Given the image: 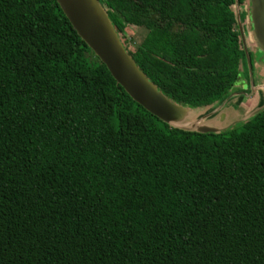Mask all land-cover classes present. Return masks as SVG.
<instances>
[{
	"label": "trees",
	"instance_id": "16d2710c",
	"mask_svg": "<svg viewBox=\"0 0 264 264\" xmlns=\"http://www.w3.org/2000/svg\"><path fill=\"white\" fill-rule=\"evenodd\" d=\"M244 1L98 0L190 110L248 83ZM129 26L144 30L131 50ZM0 264H264V106L217 132L170 126L56 0H0Z\"/></svg>",
	"mask_w": 264,
	"mask_h": 264
},
{
	"label": "water",
	"instance_id": "95a60500",
	"mask_svg": "<svg viewBox=\"0 0 264 264\" xmlns=\"http://www.w3.org/2000/svg\"><path fill=\"white\" fill-rule=\"evenodd\" d=\"M56 3L75 33L105 66L114 81L143 109L170 126L181 129L196 130L197 132H217L221 129L218 125L202 121V119H196V117L192 121L191 117L195 116L197 111L201 109L190 110L174 103L156 89L125 50L107 17L105 9L98 0H56ZM234 5L236 7V21L247 62L250 90H252L251 72L252 66L254 67L255 64H252L249 60L238 18L239 11L236 2ZM245 19L250 25V36L261 55L257 58V65L264 69V62H262V56L264 55L263 0H249L248 14H246ZM263 106L264 104L258 106L249 116L259 111ZM188 119L192 122L188 123ZM181 123L191 124L192 127L179 125Z\"/></svg>",
	"mask_w": 264,
	"mask_h": 264
},
{
	"label": "crops",
	"instance_id": "0c3cea01",
	"mask_svg": "<svg viewBox=\"0 0 264 264\" xmlns=\"http://www.w3.org/2000/svg\"><path fill=\"white\" fill-rule=\"evenodd\" d=\"M257 63L258 62L256 59L254 61V67L252 66V71L255 72V76L254 74H252V90H250V85L248 86V83L247 87L249 88V91L247 92L245 91V89H242L245 87L246 84H243L241 79H239L237 81L238 86L242 88L232 92V94L226 100V102H224V104H222L221 106H209L205 109L198 110L196 115H204L205 119L207 117H212L211 119H209V123L224 127L225 125H227L228 122L231 123L235 120L243 119L247 117L250 113H252V111L257 108L255 107V104H258V102L261 100L259 99L257 102L255 101V98H258V95L256 94L259 90L262 89V85H264V75L261 73V71L264 72V69L258 67ZM257 70H260L259 73Z\"/></svg>",
	"mask_w": 264,
	"mask_h": 264
},
{
	"label": "rangeland",
	"instance_id": "374dc122",
	"mask_svg": "<svg viewBox=\"0 0 264 264\" xmlns=\"http://www.w3.org/2000/svg\"><path fill=\"white\" fill-rule=\"evenodd\" d=\"M241 8L243 10H245V11L247 10V8H248L247 0H245L243 2V5L241 6ZM237 9H238V6H237ZM234 12H236L235 5H234ZM243 27H244V43H245V45H246V47L248 49L249 54L252 53V55L250 56L251 59H255L259 55V52H258V50H256L257 49L256 48V44L253 41L252 37L250 36L251 35L250 34V25L247 22V19H244ZM143 34H144V30L143 29L138 28V27L129 26L124 31V34L123 35L125 37L124 36H121V37H122L123 41L125 42L126 47L131 50L139 42V40L141 39V37L143 36ZM262 62H264L263 59H262ZM251 63L253 64L254 62H251ZM257 71L259 73L260 70H257ZM261 73L264 75V72L263 71H261ZM254 76H255V73H254ZM261 88L262 89L259 90L258 93L256 94V95H258V98H255V101L257 102L259 99H261V100L258 102V104L257 103L255 104L256 105L255 107H258V106L264 104V85H262ZM195 117H196V119H202V121H206V122L209 121V119L212 118V117L211 118L207 117L205 119V116H201L200 114H197L196 116H192L191 117V120L193 121V119H195ZM191 120H189L188 123H191L192 122ZM188 123L187 124H182L181 123L179 125H182V126H185V127H189V128L192 127V125L191 124H188ZM225 124H223V125H225Z\"/></svg>",
	"mask_w": 264,
	"mask_h": 264
},
{
	"label": "flooded vegetation",
	"instance_id": "af4514ba",
	"mask_svg": "<svg viewBox=\"0 0 264 264\" xmlns=\"http://www.w3.org/2000/svg\"><path fill=\"white\" fill-rule=\"evenodd\" d=\"M256 50H257V49H256ZM251 55H252V53L249 54V56H251ZM258 56H261L260 53H259ZM258 56H257L255 59H252V62H254V61L258 58ZM262 59L264 60V55L262 56ZM254 73H255L254 71L251 72V77H252V74H254ZM241 81L243 82V84H244V83L246 84L245 81H243V80H241ZM246 85H247V84H246ZM248 86H249V80H248ZM247 88H248V87H247ZM248 91H249V88H248ZM248 91H247V92H248Z\"/></svg>",
	"mask_w": 264,
	"mask_h": 264
}]
</instances>
